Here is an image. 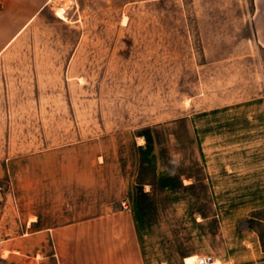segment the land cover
Wrapping results in <instances>:
<instances>
[{
    "label": "rangeland",
    "instance_id": "obj_1",
    "mask_svg": "<svg viewBox=\"0 0 264 264\" xmlns=\"http://www.w3.org/2000/svg\"><path fill=\"white\" fill-rule=\"evenodd\" d=\"M21 1L0 0V264H264L234 140L264 93L253 0Z\"/></svg>",
    "mask_w": 264,
    "mask_h": 264
},
{
    "label": "crops",
    "instance_id": "obj_2",
    "mask_svg": "<svg viewBox=\"0 0 264 264\" xmlns=\"http://www.w3.org/2000/svg\"><path fill=\"white\" fill-rule=\"evenodd\" d=\"M30 0H23L20 3L24 9L31 7ZM40 5L43 0H33ZM253 30L254 38L257 45L264 51V0H253ZM246 106L249 108H238L235 110V116L241 118L236 121L235 125V145H236V165L244 166L241 170L242 179L251 181V193L249 196L264 198V93L248 101ZM243 118V119H242ZM202 150V155H205ZM104 165L94 163V169L99 173L104 170ZM239 173L238 170L236 172ZM97 191L99 193L106 187L108 180L105 178H97ZM53 187V185H50ZM55 187V186H54ZM48 197H42L40 202L46 204L50 208L55 209L62 201L57 198L55 191ZM104 197L103 194H99ZM98 197V198H100ZM259 203L252 204L251 207L257 206ZM259 206L264 207V202ZM100 208L93 206L78 210L79 218L84 215L90 216L101 213ZM76 217V214L74 215ZM44 218V217H43ZM46 219V218H44ZM49 219V218H47ZM46 219V220H47ZM55 217H51L50 222L55 221ZM71 219V218H70ZM45 220V221H46ZM56 226L54 223L51 227ZM248 243L252 245V249L259 246L258 238L255 234L250 235ZM222 264L218 259L210 261L207 257H200L197 254L187 255L184 257V264Z\"/></svg>",
    "mask_w": 264,
    "mask_h": 264
},
{
    "label": "bare ground",
    "instance_id": "obj_3",
    "mask_svg": "<svg viewBox=\"0 0 264 264\" xmlns=\"http://www.w3.org/2000/svg\"><path fill=\"white\" fill-rule=\"evenodd\" d=\"M59 15H61V13H59Z\"/></svg>",
    "mask_w": 264,
    "mask_h": 264
}]
</instances>
